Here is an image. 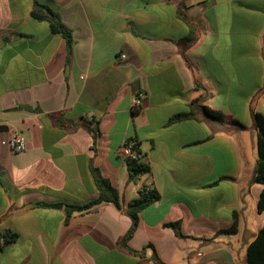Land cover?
Instances as JSON below:
<instances>
[{"label":"crops","instance_id":"obj_1","mask_svg":"<svg viewBox=\"0 0 264 264\" xmlns=\"http://www.w3.org/2000/svg\"><path fill=\"white\" fill-rule=\"evenodd\" d=\"M33 1L70 29V53L30 17ZM191 28L196 38L183 53ZM139 92L145 99L132 112ZM257 113L264 116V0H0V235H17L0 264H152L150 249L140 257L118 245L130 220L112 205L65 222V205L97 196L91 166L121 207L142 184L159 193L130 248L152 245L164 264H247L264 226ZM178 114L188 116L167 125ZM16 132L26 148L13 154ZM126 140L150 171L136 184L118 156Z\"/></svg>","mask_w":264,"mask_h":264},{"label":"trees","instance_id":"obj_2","mask_svg":"<svg viewBox=\"0 0 264 264\" xmlns=\"http://www.w3.org/2000/svg\"><path fill=\"white\" fill-rule=\"evenodd\" d=\"M30 17L33 20L39 22H45L47 24L48 30L51 34L60 35L66 44L67 52L70 53L73 45V38L70 29H68L61 21L60 16L54 13L49 8L33 1V5L30 10ZM196 34L194 29L191 28L190 33L180 40L182 45V52L184 53L188 46L194 42ZM197 87H200L196 84ZM20 109H25L28 111L38 112V109H31L27 106L19 107ZM205 115L222 124L231 126L235 129H244V125L239 121L224 116L221 112L215 111L209 108H203ZM187 114H178L173 116L167 121V125L172 124L182 118L187 117ZM62 125V123H60ZM254 126L257 130V165L255 169L254 181L262 186L260 197L257 203V212L261 213L264 211V116L257 113L254 115ZM85 128L90 132L95 134L94 128H91L90 124H87ZM136 149V144H135ZM126 167L128 171V183H138L139 179L143 176L149 175V167L146 163L139 161L126 160ZM91 174L94 179L97 196L86 203L82 204H67L65 205V222L67 223L69 219L74 214H86L90 211L102 206V205H112L117 210L122 211L130 220V227L128 228L125 235L119 240L118 245L125 249L129 254L140 256L144 255L146 249L152 251L150 260L152 264H164L156 255L152 245H147L141 250H134L129 247L128 242L133 236L135 230L137 229L140 221V213L144 209L152 206L159 200V193L155 190L152 185H140L137 191V196L133 200L129 201L125 207H121L119 201V195L116 188L104 178L100 171L91 166ZM216 183V182H215ZM214 183V184H215ZM167 227H171L178 237L184 238L181 233L180 222H172L166 224ZM235 226L233 225L229 230H225V233H233ZM0 239L3 240L0 249L3 246L12 244L17 239L15 233L6 231L0 235ZM246 263L247 264H264V226L259 229L254 240L248 245L246 251Z\"/></svg>","mask_w":264,"mask_h":264},{"label":"built area","instance_id":"obj_3","mask_svg":"<svg viewBox=\"0 0 264 264\" xmlns=\"http://www.w3.org/2000/svg\"><path fill=\"white\" fill-rule=\"evenodd\" d=\"M125 55L121 54V58H124ZM145 99V94L142 92H139L135 94L130 101V110L132 112L138 110L141 108L142 103ZM8 146L10 151L13 154L23 152L26 148V141L25 137L23 136L22 133L16 132L11 135L9 141H8ZM118 156L126 161V160H132V161H139V162H144L145 157L141 155L136 149H135V144L130 141L126 140L118 149ZM3 240L0 239V245H2Z\"/></svg>","mask_w":264,"mask_h":264},{"label":"water","instance_id":"obj_4","mask_svg":"<svg viewBox=\"0 0 264 264\" xmlns=\"http://www.w3.org/2000/svg\"><path fill=\"white\" fill-rule=\"evenodd\" d=\"M36 205L37 206L48 207V208H52V209H59V208L62 207L61 203H42V202H39Z\"/></svg>","mask_w":264,"mask_h":264}]
</instances>
